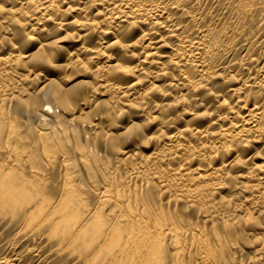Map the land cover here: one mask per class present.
I'll list each match as a JSON object with an SVG mask.
<instances>
[{
    "label": "bare ground",
    "instance_id": "bare-ground-1",
    "mask_svg": "<svg viewBox=\"0 0 264 264\" xmlns=\"http://www.w3.org/2000/svg\"><path fill=\"white\" fill-rule=\"evenodd\" d=\"M235 262L264 264V0H0V264Z\"/></svg>",
    "mask_w": 264,
    "mask_h": 264
},
{
    "label": "rangeland",
    "instance_id": "rangeland-1",
    "mask_svg": "<svg viewBox=\"0 0 264 264\" xmlns=\"http://www.w3.org/2000/svg\"><path fill=\"white\" fill-rule=\"evenodd\" d=\"M56 32H58V30L56 31ZM28 43V44H27ZM26 46H24V47H26L27 48V50L30 52L31 50H35V47H36V44H33V45H29L30 43L29 42H26ZM62 48H60L58 51H59V57H60V55L63 53L64 54V52H66L65 51V48H67V47H69L70 46V42L68 41V42H62ZM57 59V58H56ZM60 59V58H59ZM60 60H62V59H60ZM60 60H58V61H56L57 62V64L60 62ZM53 62V61H52ZM49 65V66H48ZM48 65L47 64H44V65H42V67L39 69V71H40V73H42V74H46V77H50V76H53V75H57V72L58 71H61L60 73H68L69 72V77H70V79L68 78V81H65V86L67 85V86H70V85H74L73 83H75L76 84V82H79V83H77L76 85L77 86H79L78 87V89H76L75 87H77L76 85H75V87L73 86L72 88L74 89L75 88V92H77L78 90H79V88H81V86L83 85V84H81V83H83V82H81L80 80H89L90 81V77H88V76H86V75H83V76H77V75H74L73 74V77H71L72 76V71L70 72V70L69 71H67V69H63V68H60V67H58V66H54L53 65V63H48ZM45 72H47V73H45ZM78 78V79H77ZM80 79V80H79ZM79 80V81H78ZM83 80V81H84ZM76 81V82H75ZM71 88V87H70ZM73 89L72 90H69V91H73ZM77 90V91H76ZM74 92V93H75ZM71 93H73V92H71ZM73 95V94H72ZM74 95H76L75 97H73L75 100H77V93L76 94H74ZM73 95V96H74ZM95 99H97V100H95ZM100 99H103V96H97V98H95V97H92V99H91V103H90V106L91 107H93L94 108V105H93V102L94 103H96L98 100H100ZM75 106H77V105H75ZM83 107V111L84 112H86V111H88V110H90V108L91 107H89V106H82ZM195 109V108H194ZM125 110V111H124ZM198 111H200V109L198 110ZM119 115L116 117L117 118V121H116V123H117V125H114L113 126V131L114 132H121V133H123V132H126V129L127 128H129L130 129V131H134V130H136V125L134 126V125H132L133 124V122H135L136 123V121L138 122L139 120H140V117L139 116H129L128 115V113H127V111H126V109H123L120 113H118ZM121 114V115H120ZM122 126V127H121ZM131 126V127H130ZM134 126V127H133ZM132 128H134V129H132ZM127 133V132H126ZM126 133H125V135H126ZM128 139H125V140H123L124 141V143H131V141H130V138L129 137H127ZM119 144H122V142L121 143H119ZM122 146V145H121ZM128 146V145H127ZM130 146V145H129ZM147 151H149L148 149H146ZM257 150V148H254V146H247V148H246V156H251V155H253V153H255V151ZM253 151V152H252ZM253 159V158H252ZM225 191V190H224ZM260 209H262V207H260L258 210H257V212L260 210ZM238 214H240V215H242L241 214V212L240 213H238ZM244 238H240L241 239V242H240V247H241V253L238 255V256H242V255H244V254H246V255H244V256H242V257H240V258H245L246 256H247V252H248V254L252 251V246H251V243H249L248 241H247V244H246V239H245V236H243ZM243 241H245V242H243ZM242 244V245H241ZM249 244V245H248ZM243 250V251H242ZM234 264H236V262L234 263Z\"/></svg>",
    "mask_w": 264,
    "mask_h": 264
}]
</instances>
